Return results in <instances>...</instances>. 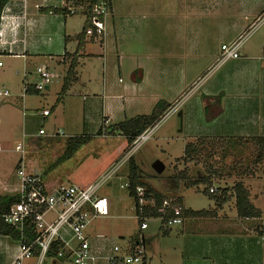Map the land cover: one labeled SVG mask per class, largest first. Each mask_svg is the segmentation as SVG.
<instances>
[{
  "label": "crops",
  "instance_id": "1",
  "mask_svg": "<svg viewBox=\"0 0 264 264\" xmlns=\"http://www.w3.org/2000/svg\"><path fill=\"white\" fill-rule=\"evenodd\" d=\"M110 1L111 7L106 20L105 36L100 43L90 41L85 36L81 37L85 25V17H80L79 13L68 16L57 13L56 10L61 6L62 0H7L1 13L0 56L6 55L11 56L8 57L10 59H20L25 70L29 68L30 62L33 60H41L39 62L42 65H38L36 68L44 67L50 73L51 67L54 69L55 67L49 64L48 60L53 61V57L57 58V67L62 66V80L58 86L60 88L54 101V106L51 107L52 111L64 102L74 87L73 85L80 84L83 88H86L88 85L94 91L96 87L92 86V83L97 80L94 67L96 65L100 67V77H98L100 87H97L96 91L100 97L98 103L101 108L102 120L99 122V126H96V135L98 138L119 136L118 138H120L121 142L118 143L113 158H108L107 156L99 158V162L103 167L93 178L88 179L86 177L84 179L81 176H74L72 178L78 184L71 183L69 185L79 187H86L92 184L116 163H119V166L114 174L125 166L127 182L129 180V160L132 158L134 161L133 152H127L129 144L124 136L120 134L108 135L109 130L107 127L136 116H148L159 101L169 104V109L185 92L183 90L179 96L170 97L156 93L152 90L154 89L152 85L155 83L154 76L157 77L159 73L154 75V71L151 69L168 68L172 65V62V66L176 68H184L187 65L190 67L195 66L198 61L197 59L201 58V51L197 48L198 43L190 38L188 41L181 38L179 55L167 56L168 51L161 50V43L159 47L156 46V37L157 40L160 37L161 39L164 36L168 37V29L171 26L175 27L174 30L178 31L177 35L179 37L180 35L184 37L185 33L187 35L185 22L195 19L200 20L203 15L214 16L216 18L226 17L228 19H232L234 16L239 17L241 21L232 24L230 34L229 27H227V32L225 31L224 34V39H226L224 42H221L222 46L235 41L241 36V33L246 29L245 21L250 13L253 14L255 22L264 16V0ZM249 3H251L250 8L247 7ZM229 5H232V8ZM249 9L250 12L248 11ZM156 21L158 22L156 24L161 27L158 30L154 29ZM183 40L185 42H182ZM247 51L249 52L247 55H242L240 52L239 58L229 59L233 60L231 61V65L234 66V71H232V74L227 73L225 81L219 85H208V88L204 91V96L211 97L210 100L216 99L215 97L220 100L222 112L212 120H207L204 116L205 112L202 110L203 105L201 102H197V104L195 103L192 106V111L196 110L194 113H197V115L194 114L193 116H197L198 125L191 127L194 129L189 130L187 134L189 137L196 136L194 140L198 137H205L206 141H204L207 143L229 140V137L243 140L264 137L262 132L264 130V42L257 49H247ZM165 56L167 57V61L163 62L162 59L165 60ZM72 57L77 61L75 69L76 80L68 89L64 98L60 102H57L58 94ZM229 60L221 61L219 51L217 57L214 55L212 58H209V65L213 63L215 64L214 67H223ZM86 64L91 68H88L85 75H82L80 74V69ZM0 68H2V65H0ZM27 71L29 72V69ZM35 76V81L29 82L26 81V74H23V94H26V96L38 95L43 92L35 89V84L38 81L37 74ZM81 76L85 78L83 79ZM49 88L50 85L45 90ZM73 92H75L74 89ZM91 95L96 94L92 92ZM3 96L8 97L9 93L4 91ZM23 97V95L16 94L11 105L14 107L18 105L24 112L26 109H24ZM18 100H20L19 103L17 102ZM83 102L80 113L83 115L85 111H89L90 117L92 115L91 107H93L96 101L88 95V98ZM203 104L205 103L203 102ZM1 108L2 106H0ZM34 109L42 117L43 123L46 122L52 113V111L42 106H35ZM133 109L137 110L131 113L130 111ZM44 111H48L49 114L45 116L43 114ZM190 111H188V116H191ZM183 116H185V112ZM89 117V120L86 119L87 123L84 124L83 122L79 128L80 130H73L72 134L74 136L70 137H87L89 138L88 142L78 148L72 157L63 162L62 165L80 158L84 153V148L93 141L92 136L96 137L92 134L96 128H92L93 124L88 123V121H91ZM42 125L40 124L38 132L43 129ZM103 125L104 127L107 125L104 130ZM59 130L64 131L61 127H57L52 136H55L57 134L56 131ZM99 131L101 134H98ZM38 132L36 137L40 139L42 137L38 135ZM44 132L46 134L45 130ZM64 134L61 137L67 135L65 131ZM66 144L54 162L64 153ZM20 145L23 146V143ZM30 157H35L34 153L30 154ZM22 159L27 164L31 162L37 163L33 159L26 157L23 151L14 165L13 172L17 179L16 182L11 181L6 173L0 171V196H17L19 180L16 176V169ZM179 161H181V158ZM213 163L211 161V164ZM189 164L196 163L190 161ZM218 167L214 166L213 168L217 169ZM184 169H187L189 172L188 167ZM138 180L146 184L139 175ZM216 181L220 180H214L213 187L229 188L226 184L222 186ZM45 185L48 188H54L59 185L68 184L48 181ZM123 185H121V188L126 189ZM105 186H110V183L108 182ZM150 188L166 199L180 198L182 206L185 209L193 211L213 210L214 213L212 216L202 218L185 217L182 224L176 230L177 234L174 236H168L172 230L169 229L168 235H164L170 239L169 249L160 245L159 238L156 236L155 243L153 242L154 244H151L149 248V244L148 242L146 244V238L142 234L143 230L138 231L136 235L128 237L126 240L121 238V245H114L120 247L122 253H126L130 247L132 248L136 245L137 237L140 233L146 249L145 264H264V223L262 218L264 214L261 206L255 205L251 200L249 187H247L250 194L249 200L261 212L259 219L239 218L233 206L234 199L221 207H217L215 202L211 200V203L206 208L193 209L185 205L183 198H181L182 196H167L152 187ZM126 190L129 195L128 189ZM103 198L107 200L110 212V201L106 197ZM229 205H231L230 209ZM227 209L229 210L227 211ZM159 227L162 232L161 225ZM86 239L92 254L95 256L102 259L112 254V250L110 252L106 248H98L96 245H92L88 241L87 235ZM148 239H152V235L151 237L148 236ZM11 240L14 239H11L9 236L0 235V264H12L18 254V240H14L13 242ZM148 251H150V255H148ZM95 252L101 255L95 254ZM63 261V259H48V262L45 264H64L65 262ZM101 262L102 264H106L103 259H99L97 264H101Z\"/></svg>",
  "mask_w": 264,
  "mask_h": 264
},
{
  "label": "rangeland",
  "instance_id": "2",
  "mask_svg": "<svg viewBox=\"0 0 264 264\" xmlns=\"http://www.w3.org/2000/svg\"><path fill=\"white\" fill-rule=\"evenodd\" d=\"M229 7L232 8V5H229ZM247 7L250 8L251 3ZM248 11L250 12V9ZM78 15L84 17L81 13ZM248 16L245 21L246 29L240 36L242 42L240 52L242 55L249 53L247 49L255 50L264 42V16L256 22L252 13ZM238 21H241L240 18L235 16L232 19H228L226 17L216 18L214 16L203 15L200 20L195 19L185 22L187 35L185 33L184 37H181V35L179 37L177 35L178 31L174 30L175 27L172 26L168 29V37H163L164 43L163 38L161 39L160 37L157 40L156 37V46L159 47L161 43V50L168 51L167 56L179 55L181 38L187 41L189 38L193 39V41L198 43L197 48L201 51V58L197 59L196 65L192 67L187 65L184 68H176L172 66V62V65L168 68L151 69L154 71V75L159 73L157 77L154 76L155 83L152 85V88H154L152 90L156 93L170 97L179 96L183 90L185 92L165 111L167 115L164 113L157 120L155 123L157 125L154 124L155 127L151 130L149 138L133 152V155L138 168V175L142 178L143 182L167 196H182L181 198H183L185 205L193 209H203L211 203V199L203 194L206 185L201 184L198 187L188 189L183 186V183H176L175 175L179 172L178 170H184L185 167H188L189 175L193 177L203 175L204 168L202 161L209 164L212 161L214 162L213 166H222L224 168L222 179L216 182H219V185L222 186L226 184L230 188L235 181L243 180L245 186L249 187L251 191V200L255 205L261 206L264 214V158L262 164L257 166L251 165V161L258 151L256 143L253 144L250 140L243 142V139L238 141L239 138L233 139L232 137H229V140L215 139L219 140V142L212 143V146L206 144V142L202 143V146L198 144V162L196 164H189V162H185L183 159L177 161V159L183 157L185 145L193 142L196 137H189L187 135L189 130L194 129L191 127L198 125L197 116H193L194 114L197 115V113H194L195 109V111H192V106L195 103L197 104V102H201L204 112L205 104L203 102L205 103L211 99V97L204 96V91L208 88V85H219L226 80L227 73L232 74V71H234V66L231 65V61L233 60H229L223 67H214L215 64L213 63L209 65V58L219 55L221 42H224L226 39H224V34L225 31L227 32V27H229L230 34L232 24L239 23ZM156 23L158 22L154 23V29L158 30L161 27ZM182 42H185V40ZM211 55L213 56L210 57ZM8 57L11 56H0V65H2V68H0V106H2L0 109V171L6 173L11 181H17L13 172L14 165L22 153L18 152L16 148L18 144L23 143L24 155L37 162L36 164L31 163L42 174L44 183L47 184L49 181L69 185L71 183L78 184L72 179L74 176H81L84 179L86 177L88 179L93 178L103 167L99 162V158L102 156L113 158L114 151L118 143L121 142L120 138H118L119 136L98 138L96 135V126H99V122L102 120L101 108L98 103L100 97L96 91V88L100 87L98 82L100 67L98 65L94 67L97 77V80L92 83V86L96 87L94 91L88 85L86 88H83L80 84L73 85L74 87L64 102L52 111L51 107L54 106V101L60 88L58 86L62 80V66L57 67V58L53 57V61L48 60L49 64L55 67V69L52 67L50 69V88L38 95L26 96V94H23V74H26V81L34 82L36 79L35 70L38 65H42L39 62L41 60L30 62L28 72V69H23L20 59H10ZM164 58L165 60L161 58L162 61H167V57L165 56ZM88 68H91L88 64L81 67V69L79 67L81 70L80 74L85 75ZM73 89L75 92H73ZM4 91L9 93L8 97L3 96ZM92 92L96 95H91ZM16 94L24 96V109H26L24 112L18 105L15 107L11 105ZM88 95L96 101L93 107H91L93 116L90 115V117L89 111H85L83 115L80 113L83 101L88 98ZM215 98L217 99V97ZM17 102L19 103L20 100ZM35 106H42L52 111L45 123L42 122V117L39 116L38 111L34 109ZM210 106L212 110L217 108L216 106L213 107L212 104ZM136 110L133 109L130 112L134 113ZM183 111L185 112V116H183ZM188 111L191 112V116H188ZM179 112L181 115H179ZM88 117L91 119L88 123L93 124L92 128H96L92 133L96 137L92 136L93 141L91 140L92 142L84 148L83 155L77 160H72L64 165L59 164L56 168L50 169L52 162L61 154L65 144L68 142V138L74 136L72 134L73 130H80L81 124L83 122L86 124ZM40 124H43L42 126L46 134L40 136L42 138L39 139L36 135ZM57 127H61L67 135L65 137L52 136ZM106 127L103 125V129H106ZM107 129H109V126ZM262 132L264 134V130ZM204 138L198 137L197 139L203 141ZM33 153L35 157L32 158L30 154ZM157 161L164 166V170L161 173H157L153 169V164ZM125 169L126 167L124 166L112 176L109 181L110 186H103L99 190V194L110 201L109 215L92 219L85 230L88 241L92 245H96L98 248H106L110 252L114 245L122 244L121 238L126 240L128 237L136 235L139 231V220L134 210L135 204L133 199L128 195L126 189L121 188V185L126 182ZM28 170L31 171L30 168ZM214 187L216 188V186ZM149 200L153 204L149 205V207H155L154 200ZM230 207L231 205H229V209ZM52 216L53 214H48V217ZM262 218L264 223V215ZM145 223L148 228L142 234H144L149 248L151 244L155 243L156 236L159 238L160 245L169 249L170 239L162 235L159 227L161 219L154 217L145 218ZM178 228L179 225L172 227L171 233L168 236L176 235ZM151 235L152 239H148V236L151 237ZM69 238L70 236L67 239ZM11 241L13 242L14 240ZM77 244L78 242L75 239L70 240L69 245L72 248L76 247ZM95 254L101 255L96 252ZM150 254V251H148V255ZM36 262V259H32L24 261L23 264H36ZM47 262L48 259H45L42 264ZM63 262H65L64 264H70L66 260Z\"/></svg>",
  "mask_w": 264,
  "mask_h": 264
},
{
  "label": "built area",
  "instance_id": "3",
  "mask_svg": "<svg viewBox=\"0 0 264 264\" xmlns=\"http://www.w3.org/2000/svg\"><path fill=\"white\" fill-rule=\"evenodd\" d=\"M83 10L82 6L74 7L62 0L61 6L57 8V13L68 16L78 14ZM110 9L106 0H100L93 5L91 14V27L85 30L84 36L90 41L100 43L105 36L106 20ZM240 36L233 42L224 44L220 49V60L237 59L240 57L241 49ZM38 81L35 84L37 91H44L50 84L51 74L44 68H37ZM7 94V93H6ZM43 114L47 116L48 111ZM167 115V112L165 113ZM162 119V118H161ZM157 125V124H155ZM149 127L141 135L136 137L129 145L128 153L134 152L150 136ZM44 130H40L38 135H44ZM58 136H64V132L57 131ZM23 146L20 144L16 150L23 153ZM119 163L114 164L106 173L101 175L95 182L86 186L59 185L48 188L42 174L36 170L33 163H25L22 159L16 169V176L19 180L18 202L10 207L8 213L1 216L3 222L19 228L20 237L18 239V254L12 264H23L24 261L36 259V264H42L46 259L51 246L54 243H61L62 249L58 251L56 259H63L70 264H97L98 260H104L106 264H145L146 249L142 235L139 233L134 247H130L126 253H122L120 247L114 246L112 254L104 258H99L92 254L87 242L85 230L92 219L106 217L109 214L107 200L99 195V190L105 186L114 173ZM31 169V171L28 170ZM124 188H129L127 181ZM212 187L209 192H215ZM139 211L153 205L145 198V190L141 186L135 188ZM167 210L171 215L166 216ZM163 227L167 230L176 225H181L183 216L181 208L172 205V199L164 200L157 209ZM48 214H53L48 217ZM139 220V231L147 228L145 216H137ZM29 224L36 236L29 239L24 234L25 225ZM69 239L66 238L68 235ZM75 239L78 244L72 248L70 240Z\"/></svg>",
  "mask_w": 264,
  "mask_h": 264
},
{
  "label": "trees",
  "instance_id": "4",
  "mask_svg": "<svg viewBox=\"0 0 264 264\" xmlns=\"http://www.w3.org/2000/svg\"><path fill=\"white\" fill-rule=\"evenodd\" d=\"M100 0H67L70 5L77 7L82 6L83 10L80 12L85 17V25L83 28V31L81 33V37L84 36L85 30L88 27H91V19L93 18V15L91 14V10L94 4H96ZM107 4L109 6V9L111 7V1L106 0ZM7 0H0V19H1V13L6 5ZM74 15V14H73ZM77 66V61L75 58L72 57V60L70 61L69 67L67 69V72L65 74V77L63 79L61 90L58 94L57 102H60L64 96L66 95L68 89L71 87V85L76 80V73L75 69ZM37 93V92H36ZM210 104L216 106L217 108L215 110H212L210 108ZM221 102L219 99L214 100H207L204 105V112H205V118L207 120H212L214 117H216L218 114H220L222 108H221ZM170 105L164 102H158L150 115L148 116H136L133 118H130L128 120H125L120 123H116L114 125L109 126V132L108 135H114V134H120L121 136H124L130 145L133 140L141 135L146 129L153 126L157 120L165 113V111L168 109ZM104 130V129H103ZM98 134H101L100 131ZM89 138L87 137H73L68 139V142L66 144V149L64 153L50 166V169L56 168L59 164H62L63 162L67 161L72 157V155L77 151L78 148H80L83 144L88 142ZM205 140V139H204ZM201 141V139H196L191 143H188L184 147V155L181 159H183L185 162L194 161L195 163L198 162V144L202 146V143H205V141ZM251 141L253 144L256 143V146L258 145V151L253 160L251 161V165L257 166L259 164H262L263 158H264V137H254L243 140V142ZM238 141H241V139H238ZM212 146V143H207ZM180 159H177L179 161ZM203 168H204V174L193 177L189 175V172L187 169L181 170L176 173L175 179L176 183H183V186L185 188H193L198 187L201 184H205L206 188L203 190V194L206 195L209 199L215 202L217 207H221L230 200L234 199V207L237 213V216L239 218L249 219V218H257L259 219L261 217V212L257 208L253 206V204L249 200V190L247 186L243 183V181L237 180L230 188H218L216 187V191L210 193L209 190L213 187V182L216 179L221 180L224 175V168L218 167L217 169H214L213 164H209L208 162H203ZM252 166V167H253ZM253 172V170H252ZM229 174V173H228ZM128 182H129V196L134 199L135 202V212L137 216H145V217H155L160 218V215L157 213V209L161 206L162 202L164 200H167L164 196L154 192L149 186H147L144 183H141L138 180V174H137V167L132 160V158L129 160V175H128ZM137 186H141L145 190V198L146 199H152L154 200L155 207H145L142 209V212L139 211V206L137 202V196L135 193V188ZM18 202V197H7V196H0V235L1 236H9L14 240H18L20 237V231L18 227L11 226L9 224H6L3 222V219L1 218L2 215L9 212L10 207ZM172 205L174 207L181 208L182 216L185 217H208L212 216L214 211L210 210H199V211H193L190 209H185L182 206V202L180 198L172 199ZM171 213L169 210H167L166 216H170ZM25 236L29 239H33L36 234L32 230V227L29 226V224L25 225ZM161 228L163 235H168V230L163 227V222H161ZM61 243H54L49 252L46 255V259H56L58 251L62 249Z\"/></svg>",
  "mask_w": 264,
  "mask_h": 264
},
{
  "label": "water",
  "instance_id": "5",
  "mask_svg": "<svg viewBox=\"0 0 264 264\" xmlns=\"http://www.w3.org/2000/svg\"><path fill=\"white\" fill-rule=\"evenodd\" d=\"M153 169L157 172V173H161L164 170V166L160 163V162H155L153 164Z\"/></svg>",
  "mask_w": 264,
  "mask_h": 264
}]
</instances>
